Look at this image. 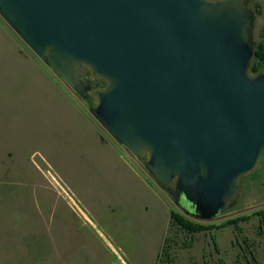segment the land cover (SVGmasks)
<instances>
[{
    "label": "water",
    "instance_id": "obj_1",
    "mask_svg": "<svg viewBox=\"0 0 264 264\" xmlns=\"http://www.w3.org/2000/svg\"><path fill=\"white\" fill-rule=\"evenodd\" d=\"M249 1L0 0V17L96 102L90 114L164 194L208 222L238 202L264 156Z\"/></svg>",
    "mask_w": 264,
    "mask_h": 264
},
{
    "label": "rangeland",
    "instance_id": "obj_2",
    "mask_svg": "<svg viewBox=\"0 0 264 264\" xmlns=\"http://www.w3.org/2000/svg\"><path fill=\"white\" fill-rule=\"evenodd\" d=\"M263 26L255 15L254 39ZM94 105L0 17V264H158L168 237L170 264H264L258 218L186 247L189 238L169 230L170 213L184 211L93 118ZM263 209L262 157L238 202L205 224Z\"/></svg>",
    "mask_w": 264,
    "mask_h": 264
},
{
    "label": "trees",
    "instance_id": "obj_3",
    "mask_svg": "<svg viewBox=\"0 0 264 264\" xmlns=\"http://www.w3.org/2000/svg\"><path fill=\"white\" fill-rule=\"evenodd\" d=\"M249 8L250 10H252L250 6ZM252 12L254 13V16H264V6L262 7V9L257 8V10H252ZM254 44L256 52L255 62L253 66L254 72H264V26L260 30L259 37L257 39H254ZM99 83L100 85L105 84L102 81H99ZM87 102L90 103V101ZM253 218H258L259 220L258 235L263 239L264 242V209L259 210L249 216L238 217L236 219L228 220L220 225L205 224V222L203 223V221L201 222L200 220H195L190 216H187V214H184V212L172 211L170 213L169 230L186 235V237L189 238V241L185 245L186 247H191L192 243L195 240V236L198 234L208 233L215 230H222L227 227H235L238 229L241 223H247ZM171 243H173V241L170 240V237H168L166 240L165 247L158 256V264H170L173 249ZM251 256L253 261L255 262V257L253 256V254H251Z\"/></svg>",
    "mask_w": 264,
    "mask_h": 264
},
{
    "label": "flooded vegetation",
    "instance_id": "obj_4",
    "mask_svg": "<svg viewBox=\"0 0 264 264\" xmlns=\"http://www.w3.org/2000/svg\"><path fill=\"white\" fill-rule=\"evenodd\" d=\"M96 83L100 85L99 81H97ZM101 86H103V85H101ZM81 98H82V97H81ZM82 99H84V98H82ZM84 100H85V99H84ZM85 101H86V100H85ZM86 102H87V101H86ZM90 102H91V101H90Z\"/></svg>",
    "mask_w": 264,
    "mask_h": 264
}]
</instances>
